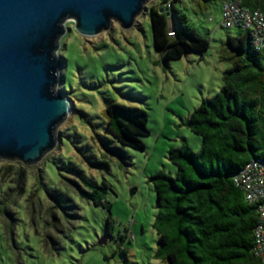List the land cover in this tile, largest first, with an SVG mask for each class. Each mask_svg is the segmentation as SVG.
Returning <instances> with one entry per match:
<instances>
[{
  "label": "rangeland",
  "instance_id": "obj_1",
  "mask_svg": "<svg viewBox=\"0 0 264 264\" xmlns=\"http://www.w3.org/2000/svg\"><path fill=\"white\" fill-rule=\"evenodd\" d=\"M151 6L164 5L160 0L147 3V11L128 30L112 22L108 31L85 37L74 30L72 20L64 23L58 90L73 110L57 128L55 148L39 163L0 160V204L6 202L9 213L0 212V264H167L155 257L156 196L148 179L159 171L176 174L168 159L171 148L185 142L200 150V137L185 122L202 99L221 88L222 72L230 67L222 60L223 49L227 36L238 30L216 28L218 0H179L177 7L209 41V49L165 64L152 44ZM111 103L147 113L143 151L122 147L118 157L101 149L100 138L111 139L104 131ZM76 171L109 185V212L79 198ZM49 193L67 199L70 208L65 213L55 208ZM9 222L13 226L7 236ZM106 234L110 237L100 243Z\"/></svg>",
  "mask_w": 264,
  "mask_h": 264
},
{
  "label": "trees",
  "instance_id": "obj_2",
  "mask_svg": "<svg viewBox=\"0 0 264 264\" xmlns=\"http://www.w3.org/2000/svg\"><path fill=\"white\" fill-rule=\"evenodd\" d=\"M160 1L162 8L151 6L148 12L152 44L161 60L167 64L189 53L203 55L209 41L190 26L177 7L179 0ZM238 1L264 15V0ZM236 30L235 36H227L223 49L222 60L230 67L222 72L221 88L202 99L185 122L200 137V150L193 151L185 142L171 148L168 159L176 165V174L159 171L148 179L156 196L155 257L167 264H262L253 251L257 205L245 200L233 177L251 159L264 161V51L253 48L247 32ZM104 119V131L111 139L100 138L102 150L119 157L122 147L145 149L142 138L149 130L143 109L111 103ZM75 173L79 198L109 212L105 199L109 185ZM49 196L63 213L70 208L62 196ZM6 207L1 203L0 212L9 215ZM12 226L6 225L7 236ZM111 228L108 216L106 232Z\"/></svg>",
  "mask_w": 264,
  "mask_h": 264
},
{
  "label": "water",
  "instance_id": "obj_3",
  "mask_svg": "<svg viewBox=\"0 0 264 264\" xmlns=\"http://www.w3.org/2000/svg\"><path fill=\"white\" fill-rule=\"evenodd\" d=\"M150 1L0 0V160L39 163L73 110L58 90L64 23L72 20L85 37L108 31L112 22L128 30Z\"/></svg>",
  "mask_w": 264,
  "mask_h": 264
},
{
  "label": "built area",
  "instance_id": "obj_4",
  "mask_svg": "<svg viewBox=\"0 0 264 264\" xmlns=\"http://www.w3.org/2000/svg\"><path fill=\"white\" fill-rule=\"evenodd\" d=\"M168 7V6H167ZM216 28L239 29L247 32L252 46L264 51V15L259 10H249L238 0H223ZM209 22L213 18H208ZM174 33L169 30L168 35ZM233 182L250 204L257 205L258 221L253 230L254 254L264 264V161L251 159L236 175Z\"/></svg>",
  "mask_w": 264,
  "mask_h": 264
},
{
  "label": "crops",
  "instance_id": "obj_5",
  "mask_svg": "<svg viewBox=\"0 0 264 264\" xmlns=\"http://www.w3.org/2000/svg\"><path fill=\"white\" fill-rule=\"evenodd\" d=\"M218 1H219V3L221 4V1H222V0H218ZM219 15H220V14H219Z\"/></svg>",
  "mask_w": 264,
  "mask_h": 264
}]
</instances>
